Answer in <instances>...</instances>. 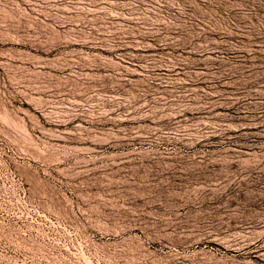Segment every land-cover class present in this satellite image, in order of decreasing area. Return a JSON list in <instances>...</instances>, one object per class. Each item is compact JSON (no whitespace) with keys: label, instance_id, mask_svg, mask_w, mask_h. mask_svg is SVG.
I'll use <instances>...</instances> for the list:
<instances>
[{"label":"rangeland","instance_id":"rangeland-1","mask_svg":"<svg viewBox=\"0 0 264 264\" xmlns=\"http://www.w3.org/2000/svg\"><path fill=\"white\" fill-rule=\"evenodd\" d=\"M0 264H264V0H0Z\"/></svg>","mask_w":264,"mask_h":264},{"label":"bare ground","instance_id":"bare-ground-1","mask_svg":"<svg viewBox=\"0 0 264 264\" xmlns=\"http://www.w3.org/2000/svg\"><path fill=\"white\" fill-rule=\"evenodd\" d=\"M143 141V140H142ZM142 150V149H141ZM144 150V149H143ZM132 152V151H131ZM135 152V151H134ZM133 152V153H134ZM137 153V152H136ZM143 153V152H142ZM117 231V230H116ZM122 231V230H121ZM115 232V231H114ZM119 232V231H118ZM123 232V231H122ZM121 233V232H120ZM106 234V233H105ZM116 235H117V233H116ZM139 238V237H138ZM201 239V238H200ZM197 240V239H196ZM138 241V240H137ZM204 241H206V240H204ZM154 242H156V241H154ZM208 242V241H207ZM216 242V241H215ZM142 243V242H141ZM172 243H173V241H172ZM183 243V242H182ZM195 243V242H194ZM204 244H208V247H207V249L206 250H204V249H201L202 251H207V252H209V253H212V255H217L216 254V252H220L221 251V249L219 248V246L218 245H216V244H214V242L212 243H204V242H196L195 243V245H204ZM188 245V244H187ZM193 245V244H192ZM174 246H177V245H174ZM183 246V245H182ZM185 246V245H184ZM212 247H215L216 249H214V251L215 252H213V250H212ZM141 248V247H140ZM171 248V247H170ZM202 248V247H201ZM178 249V248H177ZM163 250V249H162ZM176 255H178V254H176ZM175 256V255H174ZM186 256V255H185ZM173 257V256H172ZM166 258V257H165ZM174 259H175V257H174Z\"/></svg>","mask_w":264,"mask_h":264}]
</instances>
